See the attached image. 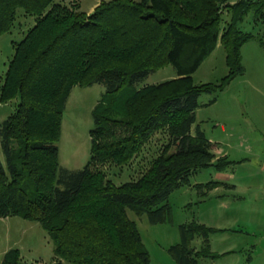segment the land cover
Listing matches in <instances>:
<instances>
[{
    "label": "trees",
    "instance_id": "obj_1",
    "mask_svg": "<svg viewBox=\"0 0 264 264\" xmlns=\"http://www.w3.org/2000/svg\"><path fill=\"white\" fill-rule=\"evenodd\" d=\"M79 1L0 0V34L11 29L18 9L35 18L14 43L0 85V102L17 98L0 123L6 159V166L0 161V217L38 222L53 243L51 264H150L127 209L164 222L171 216L169 195L189 185L191 173L229 163L214 162V143L191 128L199 96L244 73L241 46L253 35L238 25L250 10L264 19V0H101L89 13ZM224 10L229 19L221 26ZM218 40L226 75L218 83H194L192 73ZM167 64L176 77L135 87ZM94 83L105 91L92 109L90 158L79 169L59 168L56 142L67 98L74 85ZM158 131L168 141L137 179L116 185L106 178L103 165L129 164ZM219 184L193 187L204 197ZM214 231L197 221L180 224L179 242L168 247L176 264L217 256L209 243ZM197 235L200 249L191 245ZM0 264L29 263L9 248Z\"/></svg>",
    "mask_w": 264,
    "mask_h": 264
},
{
    "label": "rangeland",
    "instance_id": "obj_2",
    "mask_svg": "<svg viewBox=\"0 0 264 264\" xmlns=\"http://www.w3.org/2000/svg\"><path fill=\"white\" fill-rule=\"evenodd\" d=\"M97 1L101 0H80L79 9L88 12ZM227 1L233 4L238 0ZM228 19L224 10L221 26ZM34 23V16L18 9L11 29L0 34V85L13 56L14 43ZM238 26L253 35L241 46L244 73L233 78L223 90L199 96L191 128L195 132L198 126L214 143V162L224 158L229 163L222 169L210 165L191 173L189 185L169 195L171 216L164 222L150 223L145 214L137 215L127 209L149 253L150 264H176L168 247L179 242V225L191 221L216 229L209 235V243L217 256L201 257L199 264H264V46L260 43V39L264 40V19L250 10ZM227 71L225 51L218 40L192 78L196 84L218 83ZM174 77V66L167 64L134 85L139 88ZM104 91L102 83L72 87L56 142L59 168L79 169L89 160L92 109ZM16 101L17 98L0 102V123L14 111ZM167 141L166 131H158L129 164L103 165L106 178L116 185L137 179ZM0 161L6 166L1 139ZM210 181L220 184L206 196H200L193 185ZM191 245L200 249L201 236L197 235ZM9 248H18L29 264H51L54 257L53 243L46 230L38 222L19 216L0 217V262L4 250ZM64 264L71 263L64 261Z\"/></svg>",
    "mask_w": 264,
    "mask_h": 264
},
{
    "label": "crops",
    "instance_id": "obj_3",
    "mask_svg": "<svg viewBox=\"0 0 264 264\" xmlns=\"http://www.w3.org/2000/svg\"><path fill=\"white\" fill-rule=\"evenodd\" d=\"M99 4V1L95 2L92 6H91V10H89L87 13L91 12L97 5ZM6 250H4L5 252ZM3 252V253H4Z\"/></svg>",
    "mask_w": 264,
    "mask_h": 264
}]
</instances>
